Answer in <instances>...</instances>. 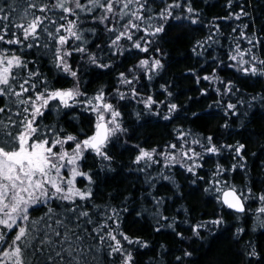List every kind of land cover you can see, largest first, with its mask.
Listing matches in <instances>:
<instances>
[{
  "label": "snow or ice",
  "instance_id": "1",
  "mask_svg": "<svg viewBox=\"0 0 264 264\" xmlns=\"http://www.w3.org/2000/svg\"><path fill=\"white\" fill-rule=\"evenodd\" d=\"M199 4L0 0V264H264V0ZM180 40L197 96L164 78Z\"/></svg>",
  "mask_w": 264,
  "mask_h": 264
},
{
  "label": "trees",
  "instance_id": "2",
  "mask_svg": "<svg viewBox=\"0 0 264 264\" xmlns=\"http://www.w3.org/2000/svg\"><path fill=\"white\" fill-rule=\"evenodd\" d=\"M225 0H208V5L205 4H199L198 6L201 8H205L206 10V16L208 19H211L214 16H222L224 14L223 10V4ZM235 26V25H233ZM222 27L224 29L225 33L230 32V27L228 24H225L222 22ZM207 31V28L205 27L201 31L195 33V37L199 38L202 35H205ZM177 32L171 33V36L175 37L177 36ZM191 39V37L189 38ZM191 44L188 40H180L175 45L167 44L165 45V48L169 51L170 57H171V67L168 69L167 74L165 75V80L169 81H176L177 88L176 91L180 92L183 91L187 95L190 96H197L198 93L195 91L196 85L194 84L193 80L191 78H183L182 74H187V70L189 67L195 66L198 63L197 58L191 53L190 51ZM220 55H223L221 52ZM199 63H203V60H200ZM205 71H211V68L208 66H205ZM203 74V73H201ZM88 79V77H86ZM110 79V77H105V80ZM161 83L163 81H160ZM253 82H249V91H259V86H255V89L251 86ZM91 87H96V85H91ZM186 99L185 96H181V100L184 101ZM206 107V103L204 104ZM186 127L192 129L193 131L200 133L205 131H211L215 127V121L212 122L211 125H206L201 122H197L195 124L187 123ZM253 127L257 130H264V118L260 117L259 114H257L256 123L253 125ZM151 137V140L149 141L150 144H155L157 142H163V139L167 137V130L163 127H149L142 133V139L144 137ZM127 156H125V159ZM115 183L119 184L121 188L127 187L129 183H135L134 177L129 178H120L118 177ZM138 186V185H137ZM163 192L164 189H161ZM188 204L195 207L197 212H203V211H211L212 206L207 205L205 206L203 201L199 199V196L196 197H190L188 200ZM231 219V217H230ZM136 227H139L137 225ZM135 228L131 229V231L135 232ZM143 235H147V232L141 233ZM157 240L164 242L167 241L169 244L172 243V240L170 237L167 236H158L156 237ZM218 258H222L224 260L230 259L231 256L228 254V246L225 242L221 241L217 244H215L211 250H208L207 246H205L204 249L201 250V252L196 257V264H214V261H216Z\"/></svg>",
  "mask_w": 264,
  "mask_h": 264
}]
</instances>
